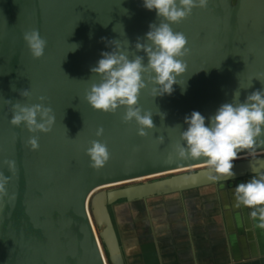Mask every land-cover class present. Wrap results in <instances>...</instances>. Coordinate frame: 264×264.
Listing matches in <instances>:
<instances>
[{
    "label": "water",
    "instance_id": "obj_1",
    "mask_svg": "<svg viewBox=\"0 0 264 264\" xmlns=\"http://www.w3.org/2000/svg\"><path fill=\"white\" fill-rule=\"evenodd\" d=\"M153 22H159L156 13L145 9L142 0H0V172L10 178L7 194L0 198V264H18L7 237L22 233L34 244L37 264H78L72 227L92 264H105L92 216L103 227L100 237L111 264H125L110 214L115 203L211 184L227 186L264 173L262 139L238 156L250 158L233 161L234 176L228 179L213 180L203 168L105 189L206 165L204 158L178 157L180 132L172 126L193 110L205 117L213 114L232 99L239 83L241 100L264 87L255 78L264 82V0H208L206 8H194L186 19L171 24L186 36L190 49L183 57L187 71L178 77L181 83L187 79L186 92L174 85L171 95L153 98L150 84L140 92L139 106L154 113L155 127L147 135L138 134L134 121H123V108L116 113L92 108L85 91L99 77L92 76L90 68L102 51L111 50L107 41L128 39L134 51L137 38ZM32 29L47 40L39 59L25 50L23 34ZM72 43L80 45L74 52L68 51ZM25 89L27 97L19 94ZM39 96L53 109L55 122L51 131L35 134L39 148L32 150L27 141L34 134L23 125H11L10 119L12 104L40 103ZM159 110L167 114L164 120L155 114ZM100 127L103 135L98 137ZM92 140L106 143L110 153L100 168H93L86 154ZM8 159L16 161L12 172L4 163ZM116 159L123 164H108Z\"/></svg>",
    "mask_w": 264,
    "mask_h": 264
},
{
    "label": "clouds",
    "instance_id": "obj_2",
    "mask_svg": "<svg viewBox=\"0 0 264 264\" xmlns=\"http://www.w3.org/2000/svg\"><path fill=\"white\" fill-rule=\"evenodd\" d=\"M207 5L208 0H142V6L149 11L154 10L159 22L149 24L144 36L137 38L134 51L128 39L126 43H113L118 41L115 39L107 41L111 50L102 51L100 58L90 68L92 76L99 77V82H93L86 89L84 98L88 104L106 113H116L123 108V121H134L138 134L147 135V130L155 127L154 113L139 106L141 90L150 84L153 98L171 95L175 91L174 85L181 87L182 94L187 90V79L181 83L178 77L187 71L183 57L190 49L186 36L174 31L171 24L186 19L194 8H206ZM124 12L127 13V9ZM119 25L125 36L123 25ZM23 39L33 58L39 59L44 55L47 40L38 29L25 31ZM69 45L68 51L73 52L80 47L78 43ZM255 78L264 85L258 77ZM251 87L252 82L248 88ZM241 89L239 83L232 93V99L220 104L208 117L193 110L184 117L186 127L180 124L172 126L182 129L180 143L176 145L178 157L204 158L213 180L234 176L233 161L240 153L253 148L258 140L264 139V87L251 91L243 100L240 99ZM13 90H16L14 86ZM19 94L27 97L29 90H20ZM37 99L40 103L12 104L10 119L11 125H23L34 134L27 141L32 150L39 148V138L35 134L51 131L55 122L53 109L44 103L46 98L39 96ZM155 114L162 120L167 115L160 110ZM96 135H103L102 127L97 129ZM86 154L93 168L104 166L110 158L107 144L100 140H92ZM4 163L10 172L15 170V160L8 159ZM9 179L0 172V198L7 194ZM235 197L239 204L255 209L251 213L253 217L259 212L260 219L264 221V173L237 184Z\"/></svg>",
    "mask_w": 264,
    "mask_h": 264
},
{
    "label": "crops",
    "instance_id": "obj_3",
    "mask_svg": "<svg viewBox=\"0 0 264 264\" xmlns=\"http://www.w3.org/2000/svg\"><path fill=\"white\" fill-rule=\"evenodd\" d=\"M252 176L115 203L125 264H264V221L235 197L236 185Z\"/></svg>",
    "mask_w": 264,
    "mask_h": 264
},
{
    "label": "rangeland",
    "instance_id": "obj_4",
    "mask_svg": "<svg viewBox=\"0 0 264 264\" xmlns=\"http://www.w3.org/2000/svg\"><path fill=\"white\" fill-rule=\"evenodd\" d=\"M76 1L79 2L81 0H79V1L78 0H74L75 3H76ZM9 7L11 8V7H13V5L10 4ZM25 50L27 52L29 51L28 48H25ZM29 53H30V51H29ZM30 55H31V53H30ZM193 89H192V91H193ZM183 122L184 121H182V122H180L178 124H180L183 127H186V125H184ZM172 129L175 130V131H179V132H181V130H182L179 127H173ZM84 132H86V130H84ZM259 155H261V154H259ZM262 155H264V153ZM248 158H250V157L237 158L234 161H238V160H241V159H248ZM117 159H116L115 164H113L111 162L108 163V164H111V165H114V166H119V165L123 164L122 162H120ZM203 168H207V165L195 166V167L192 166V167H188V168H185V169H182V170H179V171H173V172H170V173L168 172V173H164V174H161V175H158V176H154V177H146V178L140 179V180L128 181V182H125V183H121V184H118V185H114L112 187H106L105 189L118 188V187H123V186L129 185V184H136V183H141V182H145V181H151V180L159 179V178H162V177L170 176V175H173V174H181V173H186V172L187 173L194 172V171H197V170L203 169ZM96 229H97L98 237H99V239L101 241V244L103 246L104 252L106 254L108 263L111 264V262L109 260L108 252H107V250H106V248H105V246H104V244L102 242V239L100 237V232L102 231L103 227H100V226H98L96 224ZM71 238H72V241H73L74 246H75V251H76V256H77V262H78V264H92L89 256L86 253H84V250L80 247L79 237H78V234L75 232L74 227H72V230H71ZM90 257H92V254H91ZM87 258H89V260ZM91 259L93 260V263H94V257H92Z\"/></svg>",
    "mask_w": 264,
    "mask_h": 264
},
{
    "label": "bare ground",
    "instance_id": "obj_5",
    "mask_svg": "<svg viewBox=\"0 0 264 264\" xmlns=\"http://www.w3.org/2000/svg\"><path fill=\"white\" fill-rule=\"evenodd\" d=\"M158 175H161V174H156V175H152V176H145V177L138 178L135 180L144 179L146 177H154V176H158ZM34 177L38 181V178H36V176H34ZM126 182H128V181H126ZM121 183H125V182H121ZM121 183H117V184H121ZM0 215H1V209H0ZM56 221L58 224L57 219H56ZM92 223H93V230H94V233H95L96 238L98 240V245H99L100 250L102 252L104 262H105V264H109L107 257H106V254L104 252L103 246L101 244V241L98 237V233H97V229H96V223L94 221L93 216H92ZM2 230L6 234L5 229L3 228ZM7 238L9 240L8 243H9L10 247L12 248L13 256L16 259V261L18 262V264H37L35 247H34L33 242L29 239V237H27L24 233H22L21 236H19L17 238H13V237H9V236ZM60 246L62 248V245H60ZM63 250H64V248H62V251Z\"/></svg>",
    "mask_w": 264,
    "mask_h": 264
}]
</instances>
